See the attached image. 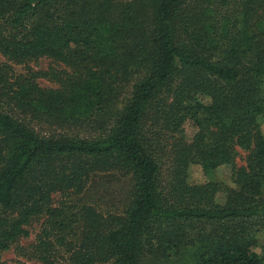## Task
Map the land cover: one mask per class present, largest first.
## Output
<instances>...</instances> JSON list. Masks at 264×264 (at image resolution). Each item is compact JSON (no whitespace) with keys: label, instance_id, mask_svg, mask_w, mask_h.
<instances>
[{"label":"trees","instance_id":"1","mask_svg":"<svg viewBox=\"0 0 264 264\" xmlns=\"http://www.w3.org/2000/svg\"><path fill=\"white\" fill-rule=\"evenodd\" d=\"M0 56V252L264 264V0H0ZM95 176L117 210L82 198Z\"/></svg>","mask_w":264,"mask_h":264},{"label":"rangeland","instance_id":"2","mask_svg":"<svg viewBox=\"0 0 264 264\" xmlns=\"http://www.w3.org/2000/svg\"><path fill=\"white\" fill-rule=\"evenodd\" d=\"M0 60H2L0 56ZM51 64V61L48 59H42L36 68L45 69ZM18 72L22 71V67H16ZM39 83L44 87H52L53 85L45 80H39ZM259 124L261 132L264 135V118L259 119ZM243 152L237 156V165L242 164ZM217 182L222 185L234 187L235 185L231 181V167L229 166H220L211 173H205L199 165H191L188 170V182L190 184H204L207 182ZM126 183L123 180L118 178H108L106 176H95L92 178L89 187L84 193V200L90 201L92 204L98 206L103 211H113L117 210L120 204H122L124 196L126 194ZM58 198V197H57ZM39 224L35 225L32 229L30 237L21 239L18 242L19 246L27 247L33 242L34 234L38 230ZM259 242L261 245H264V232L259 234ZM0 261L7 263H29L26 258L18 255V252L15 246H12L10 249L4 252H0Z\"/></svg>","mask_w":264,"mask_h":264}]
</instances>
